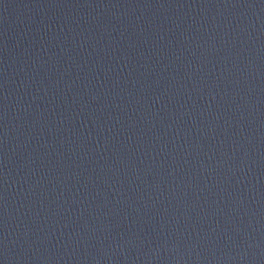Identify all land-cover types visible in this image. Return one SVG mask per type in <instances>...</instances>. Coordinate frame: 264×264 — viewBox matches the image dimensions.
I'll use <instances>...</instances> for the list:
<instances>
[{"label":"water","instance_id":"water-1","mask_svg":"<svg viewBox=\"0 0 264 264\" xmlns=\"http://www.w3.org/2000/svg\"><path fill=\"white\" fill-rule=\"evenodd\" d=\"M0 264H264V0H0Z\"/></svg>","mask_w":264,"mask_h":264}]
</instances>
